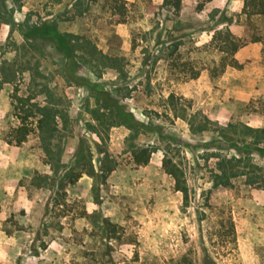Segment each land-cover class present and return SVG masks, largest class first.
Masks as SVG:
<instances>
[{
  "label": "rangeland",
  "instance_id": "obj_1",
  "mask_svg": "<svg viewBox=\"0 0 264 264\" xmlns=\"http://www.w3.org/2000/svg\"><path fill=\"white\" fill-rule=\"evenodd\" d=\"M245 1L0 0V264H264V132L242 127L264 130V14ZM225 27L244 61L213 77Z\"/></svg>",
  "mask_w": 264,
  "mask_h": 264
},
{
  "label": "trees",
  "instance_id": "obj_2",
  "mask_svg": "<svg viewBox=\"0 0 264 264\" xmlns=\"http://www.w3.org/2000/svg\"><path fill=\"white\" fill-rule=\"evenodd\" d=\"M211 0H197L196 4V10L200 11L203 9L204 5ZM164 3L167 5L172 6L175 9H180L181 7V0H164ZM245 5L248 8H251V12L255 14H264V0H246ZM32 35H42L46 38H49L52 42L54 47L62 52L65 55V77L68 80H72L75 82H79L80 77L74 73L73 70V62L76 58V54L74 53V47L71 44V41L66 37V35H61L56 32L55 29L51 27H43V28H33L31 30ZM212 39H218L220 42H222L218 49L223 52L219 64L216 67H212L210 72L213 77L222 74L225 70L226 66H233V67H241V64L238 63V61L234 58L235 52L244 44L243 42H239L238 39H236L230 30L225 27L224 29L213 31ZM222 39V40H221ZM251 41H259V37H252L250 39ZM196 76V75H194ZM98 100H100V104L106 108H108L112 114V118H114L117 123L124 124L128 126L129 128H144L145 125L138 119H136L130 112L124 111V109L119 105L114 99L109 97L106 93L98 92L96 94ZM50 113L46 110H42V115L38 119V127L41 130H45L48 127L50 123ZM205 127V125H203ZM201 127V128H203ZM244 128V133L249 134L252 133L254 137V142L257 143L259 137L262 135L264 130H255L248 126H242ZM17 130L20 134L19 137L16 139L15 144L19 145L21 142L24 141V138L28 131L22 129L19 127ZM248 144V143H247ZM247 146V145H246ZM248 147V146H247ZM264 151V150H259ZM247 154V152H246ZM223 170V169H222ZM89 174H92L91 172ZM226 178L225 171L222 172V175L219 176V179L222 180V178ZM74 179H71V182H73ZM229 232L231 234H234V227L232 221H229ZM204 264H217L208 254L204 255L203 258Z\"/></svg>",
  "mask_w": 264,
  "mask_h": 264
},
{
  "label": "crops",
  "instance_id": "obj_3",
  "mask_svg": "<svg viewBox=\"0 0 264 264\" xmlns=\"http://www.w3.org/2000/svg\"><path fill=\"white\" fill-rule=\"evenodd\" d=\"M214 1H219V0H211L210 2H214ZM249 47V46H248ZM246 47L240 48L238 49L235 54H234V58L238 61V63L242 64V62L244 61V58L242 56L243 50H245Z\"/></svg>",
  "mask_w": 264,
  "mask_h": 264
}]
</instances>
